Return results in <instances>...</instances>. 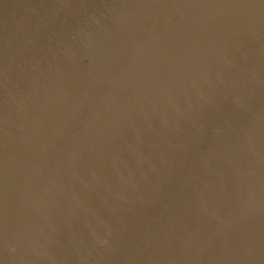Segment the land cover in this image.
Returning a JSON list of instances; mask_svg holds the SVG:
<instances>
[{"label":"water","instance_id":"obj_1","mask_svg":"<svg viewBox=\"0 0 264 264\" xmlns=\"http://www.w3.org/2000/svg\"><path fill=\"white\" fill-rule=\"evenodd\" d=\"M174 263L264 264V0H0V264Z\"/></svg>","mask_w":264,"mask_h":264},{"label":"bare ground","instance_id":"obj_2","mask_svg":"<svg viewBox=\"0 0 264 264\" xmlns=\"http://www.w3.org/2000/svg\"><path fill=\"white\" fill-rule=\"evenodd\" d=\"M172 220V222L170 223V227L172 229L175 230H186V231H190V232H195L198 233L200 235V242L199 244L206 246L207 242H208V237L201 232L200 230V224L198 222H194L188 218L182 217V216H176L173 218H170ZM167 247H170L168 245H165ZM177 264V263H174Z\"/></svg>","mask_w":264,"mask_h":264}]
</instances>
